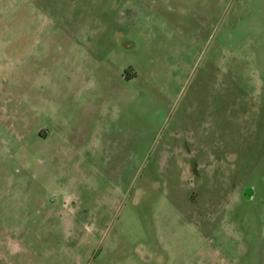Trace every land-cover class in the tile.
Listing matches in <instances>:
<instances>
[{"label":"rangeland","instance_id":"374dc122","mask_svg":"<svg viewBox=\"0 0 264 264\" xmlns=\"http://www.w3.org/2000/svg\"><path fill=\"white\" fill-rule=\"evenodd\" d=\"M0 264H264V0H0Z\"/></svg>","mask_w":264,"mask_h":264},{"label":"flooded vegetation","instance_id":"af4514ba","mask_svg":"<svg viewBox=\"0 0 264 264\" xmlns=\"http://www.w3.org/2000/svg\"><path fill=\"white\" fill-rule=\"evenodd\" d=\"M39 136L42 138V139H44L43 137V135H41V133H39ZM247 187V186H246ZM245 191V196L247 195H249L248 193H250V191H251V189H250V187H248L247 189H245L244 190ZM192 202L194 203L195 202V200H192Z\"/></svg>","mask_w":264,"mask_h":264}]
</instances>
